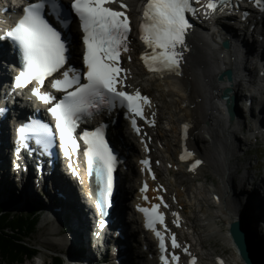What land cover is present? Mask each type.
<instances>
[{
  "label": "bare ground",
  "instance_id": "1",
  "mask_svg": "<svg viewBox=\"0 0 264 264\" xmlns=\"http://www.w3.org/2000/svg\"><path fill=\"white\" fill-rule=\"evenodd\" d=\"M129 2L133 24L139 26L142 19L141 0H129ZM207 2L208 0H202L195 3L192 7L196 11L189 13L196 24L185 35L183 46H179L176 49L181 53V68L178 70L179 75L176 72L163 77L150 75L142 65V60L140 59L141 52L146 50L143 42L139 38L140 33L130 37V50L129 52H125L123 61L129 70L127 78L130 79L131 84H134V81L138 80L141 76H143L144 80L154 81L156 90L159 92L157 99L162 101L164 106L169 110L170 115L167 119L168 125L170 126V130L168 131L171 135L163 128L153 129L155 131L154 136H156L157 140H160V143L164 142L163 146L166 148V152H168L164 160L165 166L161 167V172L162 170L166 171V177L168 178L170 176L168 178L170 181L181 174L186 177L184 182L187 181L189 183L195 181V179L199 182L198 184L196 182L192 187L194 196L191 201L196 205V210L198 209L199 212H202V221L197 222L193 219L194 217L183 214L185 202L181 198L184 194L180 189H177L176 192L173 191L175 193H171L172 196L177 195L179 197L178 202L176 204L173 203L172 213L174 221H183L180 218L183 216L191 223L190 228L194 232L198 233L199 230H202L203 234L198 236L202 245L213 237H220L227 247H231L232 245L234 246V241L230 234L229 226L232 221L243 218L250 224L249 229L252 241H254L255 246L264 255V219H262L264 218V181L261 179L260 183L256 182L257 184L253 187V191L248 194L245 193L246 187L244 188L245 190L240 191L247 184V177L254 178V174H252V171L245 170L247 176L241 175L238 178H234L239 168L238 161L235 160L237 149L234 145L228 146L226 144H220V142L215 144L214 142L217 141V137L214 138L215 136H213L216 134V129L218 131L219 128H227L224 123L221 124L222 119L220 114L222 112H220V106L222 102V107H224V103L220 98V93H222L225 87H230L237 101V112L239 113L238 121L236 122L235 120V123L229 126L231 130L230 134L237 138L240 145L246 144V136H242V114H244L243 111H247L245 105L250 104L251 107L256 96H260V99L264 98V76H261V70L259 69V64L262 65V61L258 54L259 46H257V36L260 35L261 29H264V17L255 15L256 17L253 18V23L262 25H258V28L250 31V26L253 24L250 20L247 22L251 24L245 28L246 22H242L239 16L234 17L228 15L226 13V7H216L215 9L209 10L206 7ZM250 4L247 3L248 6ZM258 10L259 7H256L254 13L257 14L259 12ZM13 11L15 9L10 12L13 13ZM69 31L74 36L79 31L78 26L71 24ZM72 41L73 58L75 59L76 53L80 52V50L79 45L74 42L73 38ZM225 41L228 42V46L223 44ZM11 48L12 46L7 44L6 49L9 50ZM261 48L264 51V48ZM80 49L82 51V45H80ZM129 56L131 59H129ZM15 63V56H12L10 53L1 57L0 84L8 82L9 76L13 73ZM226 69L231 70L232 79L219 80L218 74ZM138 74H141V76H138ZM135 89L139 88L135 87ZM154 103L156 104L154 110L161 117L160 113L162 108L155 99ZM31 110L34 111L33 108ZM17 111L19 112L20 110ZM250 111H252V108ZM4 112L9 113L8 110H4ZM261 117L264 119V111ZM189 119L190 124L187 125L186 135L184 136L180 133L178 124L183 120ZM7 123L1 121L0 124V140L2 141L3 151L5 148L10 149L13 144V138L11 141L10 128L7 126ZM110 132L119 146H122L123 156L128 151L130 154L125 157V160L130 159L128 168V173L130 174H126L127 172L123 174V172L118 171L120 174L114 175L117 178L119 177L120 180L122 179L121 185L124 197L115 203L117 209H115L114 214L117 210V214L115 215L118 222L116 223L121 228V232L125 234V240L120 239L114 233L105 235V238H102V236L97 238L93 236L92 231H96V225L90 218H92L94 207L91 203L88 204L85 202L81 198V194L78 195L75 183L70 182L65 175L60 173L55 177H51L49 182L56 181L54 184L49 182L45 183V187L53 185L59 195L50 194L48 198L44 199V202L45 200L49 202L48 204L45 203L47 204L46 209L58 212L57 214H59V218L62 221L65 217L70 227L77 234L79 243L83 244V253L79 257L80 264H94L96 261L90 254L91 251L95 250L92 245L93 241L95 244L98 243L95 253L97 255L99 254L98 256L100 258L102 255L107 254V252L109 254L111 250L117 253V258L114 259L115 264H136L144 258L137 252L139 248L137 247V240L135 238L136 232L132 228V226L136 228L138 224L135 219L133 221H127L126 211V217L124 215L125 207L126 210L128 209L127 211L131 209L127 197H132V203L139 201V198L135 196L137 189L142 187L139 182L141 168L139 169L137 163L141 156L142 147L137 143V137L133 136L134 134L127 126L126 121L120 115H117V122L111 128ZM204 132H208L214 138L213 143L208 142V140L202 137ZM146 134V139L153 136L148 130ZM222 134L223 139L220 141H224V143L228 142V137L226 138L224 133ZM260 134L261 132L258 135ZM187 139H189L190 148H193L194 159L200 161L199 166L194 170H190L189 168L191 161L183 163L178 159V153L187 145ZM137 155L139 158L133 163ZM120 163L121 161L117 163L118 166L123 167V163L121 165ZM26 169L25 175L26 179H28L31 175L28 170L29 163L26 164ZM75 170H78V166L75 167ZM208 171L220 180L218 185H215L214 182L211 185L208 184ZM35 173H37V169L34 168L32 174ZM162 174L164 173L162 172ZM125 175H128L129 179ZM4 179L8 180L6 177ZM159 180L160 185L164 186V178L161 177ZM225 181L230 184L229 192L226 190ZM128 183L130 186L127 187L126 185ZM65 184L68 185L64 186ZM165 184L170 186L169 182L165 181ZM258 185L263 190L260 195L258 194ZM32 186L36 188L44 187L36 184ZM155 187L153 185V189L151 190L152 194L156 192ZM88 190L87 186L85 194H88ZM29 191L33 193L34 189L31 187ZM164 191L168 192L166 186H164ZM258 195L261 198H258ZM216 196L219 199H215ZM230 196L231 200L229 202L226 200V202L224 200L221 201L223 197ZM255 207L261 215L260 220L253 211ZM45 211V218L49 217L48 219L43 218L45 224L52 225V234L62 239L63 236L59 233L62 221L59 222L60 220H57L54 214H49L50 211ZM93 215L99 218L96 212ZM131 215L133 218H136V215ZM220 221H224L227 224L228 230L222 229L219 223ZM114 229L116 230L117 227ZM84 234L89 237V240L86 237L87 242L84 241ZM103 241L104 246L102 244ZM146 245L147 247H151V249L148 257L145 259V263L156 264V251L153 247L155 244L150 241ZM219 258L222 260L220 262L219 260L214 261V264H232L228 258ZM236 264H244L240 256Z\"/></svg>",
  "mask_w": 264,
  "mask_h": 264
},
{
  "label": "snow or ice",
  "instance_id": "2",
  "mask_svg": "<svg viewBox=\"0 0 264 264\" xmlns=\"http://www.w3.org/2000/svg\"><path fill=\"white\" fill-rule=\"evenodd\" d=\"M256 3L260 4L261 0H256ZM46 5L61 25L68 23V17L62 15L61 9L74 13L82 33L83 65L86 71L69 68L61 73L62 78L51 82L52 88L64 92L63 99L53 103L48 111L55 117L56 130L59 132L65 155H69V145L72 152L78 148L73 136L77 121L82 116H91L94 110L111 109L116 105L125 107L128 112L134 114L131 119L132 128L139 132L135 117L144 118L143 105L150 104L149 98L142 96L139 90L133 93L124 91L123 79L117 78L121 72L126 71L119 67L121 50H130L131 26L125 0H67V5L60 0H38L25 6L15 25L5 32L7 37L19 45L23 55V67L15 77V86L21 87L33 80L42 85L46 77L57 73L68 61L69 42L62 39L61 32L45 19L42 10ZM112 5H118L121 10ZM216 6L214 0H208L206 4L209 10L215 9ZM195 11L191 0H146L139 24V38L146 49L141 52L140 59L149 71H171L179 75L181 53L176 49L177 46H183L184 34L191 27L186 13ZM32 92L45 103L54 99L50 93L41 92L39 88L34 87ZM186 127L187 125H182V130ZM40 128L45 134L50 131L46 125H40ZM18 131L23 139L25 128L21 127ZM80 138L87 146L84 156L89 171L95 168L97 176L104 182L102 199L104 205H107L112 192L115 157L104 139L103 125L94 131L83 132ZM185 158L186 156L181 154L180 159ZM141 163L148 164V161L142 160ZM199 163V160H194L189 168ZM146 188L147 185L141 191ZM161 202L163 203L162 200ZM164 206L167 207L166 204ZM97 207L103 211L100 203ZM158 208L159 205L155 204L151 209L139 208L145 214L146 226L152 227L156 221L163 222V214L158 212ZM100 226L103 227V223ZM155 234L160 240V260L169 264L164 255V238L159 231ZM172 247H179L174 234ZM171 259L175 262L178 257L173 254ZM191 264H195V257L192 258Z\"/></svg>",
  "mask_w": 264,
  "mask_h": 264
},
{
  "label": "rangeland",
  "instance_id": "3",
  "mask_svg": "<svg viewBox=\"0 0 264 264\" xmlns=\"http://www.w3.org/2000/svg\"><path fill=\"white\" fill-rule=\"evenodd\" d=\"M133 35L136 36L135 33H133ZM74 42L77 45H79V39H78V36H76V35L74 37ZM72 44H73V42H72ZM5 47H7V46H5ZM0 59H1V57H0ZM138 76H141V74H138ZM137 81L147 92H149L150 94H153L156 97L159 96V92L156 90V85H155L154 81L151 82V81L144 80L143 76L138 78ZM160 103L162 106L161 113L164 117L162 125L166 126L168 124L166 123L165 120L169 116V110L164 106V103L162 101H160ZM241 104H243V103H241ZM246 110H248V109H246ZM243 113H244V115L248 116V111H243ZM242 120L244 121L245 119H242ZM156 128L159 129V127H156ZM243 129H244V122L242 124V132H243L242 136L243 137L246 136L245 137L246 144L240 145L239 154H240V152H246L247 155L242 158V163L240 161V158L238 157V154L235 157V160L238 161L239 166H242V170L244 169V167L246 168V166L250 165L251 166L250 171H252V174H255V172H257L256 173V174H258V181L257 182L260 183L261 179H262V181L264 179V137L249 138V137H247L246 132ZM165 131L168 132L169 135H171V133H169L168 130H165ZM156 144L158 146H163L164 142L159 143V144L156 143ZM4 152L7 153L6 150ZM167 155H168V152H166V148H164V146L161 150L157 149L158 158H161V156L165 157ZM162 172L164 173V174H162V177L165 180L167 178L166 177L167 173H165L166 171H164V170H162ZM207 176H208V180H207L208 184L211 185L212 182H214L215 185L219 184L220 180H218V178L216 176H214V174H212L211 172L208 171ZM168 178L165 181L169 182V184H170V186L168 185L169 189H170V193H175L177 189H180L181 191H183L184 195L181 198L185 202V205L183 207H184V211H185L186 215L194 217L193 219L197 222L202 221V219H203L202 218L203 217L202 212H199L198 209L196 210V205H194L191 201L193 199V196H194V194L192 193V187L194 186V184L196 182H197L196 184H198L199 182L196 179H195V181H191L189 183H187V181L184 182L186 177L181 175V174L178 175L177 177H175V179L173 178L171 181ZM0 179H1V177H0ZM186 185H187V187H186ZM0 187L3 189V192H2L3 198L8 197L7 196L8 191L15 193L17 196H20V195L22 196V193L23 194L26 193V195L28 197H30L31 199H33L37 205H39L40 207L45 206L44 209L47 211H50L49 214H54V217H56L57 220H60L59 214H57L58 212H53V210L46 209V206L49 202L48 201L46 202V200L44 202V199L48 198L50 194L59 196L57 194V189L53 185H49L45 188L44 187L36 188L33 186L28 187V185H25V188L22 189V188H20L18 183L13 184L11 180L3 179V180H0ZM31 187H32V189H34L33 193H30V191H29V188L31 190ZM245 187H246V189L250 188V184L245 185ZM258 187H259L258 194L260 195L261 191H263V190L261 189V187L259 185H258ZM24 190H26V191H24ZM173 191H175V192H173ZM259 195H258V198H261V196L259 197ZM176 197L177 196H173V197H171V199L174 201ZM45 203H47V204H45ZM24 207H25L24 203L20 202L18 204H15L11 209H12V212L19 213V212H22L24 210ZM253 211L255 214H257V216L259 217V220H260L261 215L259 214V210L255 207V209ZM38 212L40 213V220H41L42 213H41L40 208L38 209ZM48 218L49 217H47L45 219H48ZM262 219H264V218H262ZM61 221H62V219L59 222H61ZM43 223H44V225H43ZM219 223L222 226V229L228 230V226L224 221H220ZM184 230L185 229H182L181 232L184 233ZM186 230H188V229L186 228ZM60 232H61V230H60ZM52 233H53L52 225H48V223L45 224L43 219H42V222L39 221V225L37 227L35 234L32 235L31 238H29L27 241H29L32 244L37 245V247L40 248V252H41L40 254L41 255L44 256L43 252H45L46 254H48V256H44L42 258V260L44 262L42 260H40V261L39 260H32V261L26 260L24 263H21V264H50L51 255H53L54 253H57V254L61 253V255H63L64 259H65V257L68 255L67 253H69V252L67 250H64V247H69V245H67L65 243L63 238H66L67 233H65L63 235V238H62L63 240L59 239L58 236H55ZM202 234H203L202 230H199L198 233L194 232L190 236V239L192 242L195 243V248L197 251L200 252V254H201L200 256H201L204 264H211V263L214 264V254H218L222 257L228 258L231 260L230 262H232V264H236L237 259H239V253L236 251L235 245L234 246L232 245L231 247L230 246L227 247V245L221 240L220 237H213L202 245V244H200L201 241L198 237L199 235H202ZM86 237L89 240V237L84 234L83 238H84L85 242L88 241V240H86ZM40 242H42V245L40 244ZM92 243H94V241ZM61 248H63V249H61ZM91 248H92V246H91ZM96 250L97 249L90 252L92 257H94V259H96L95 262H97V260L100 258L98 256L99 254L97 255L95 253ZM66 262L68 263L69 260H66Z\"/></svg>",
  "mask_w": 264,
  "mask_h": 264
},
{
  "label": "trees",
  "instance_id": "4",
  "mask_svg": "<svg viewBox=\"0 0 264 264\" xmlns=\"http://www.w3.org/2000/svg\"><path fill=\"white\" fill-rule=\"evenodd\" d=\"M2 192L0 187V264H21L38 251L35 244L27 240L37 230L40 213L28 199L22 212H12L11 208L22 202V196L8 191V197L3 198ZM50 264L66 263L62 256L52 255Z\"/></svg>",
  "mask_w": 264,
  "mask_h": 264
},
{
  "label": "water",
  "instance_id": "5",
  "mask_svg": "<svg viewBox=\"0 0 264 264\" xmlns=\"http://www.w3.org/2000/svg\"><path fill=\"white\" fill-rule=\"evenodd\" d=\"M228 42H224L225 46H228ZM220 80H231L232 72L231 70H225L218 74ZM232 90L230 87H227L222 92V97L226 100L228 110L230 112V120L232 121L235 117L236 105L235 98L231 96ZM235 105V107H234ZM250 224L244 220L236 219L232 221L229 226V231L234 241L236 250L239 253V256L244 261V264H264V255L262 252L255 246L254 241L250 234Z\"/></svg>",
  "mask_w": 264,
  "mask_h": 264
}]
</instances>
